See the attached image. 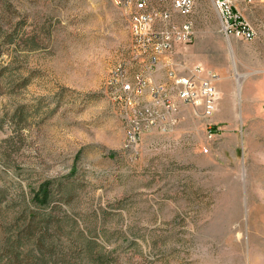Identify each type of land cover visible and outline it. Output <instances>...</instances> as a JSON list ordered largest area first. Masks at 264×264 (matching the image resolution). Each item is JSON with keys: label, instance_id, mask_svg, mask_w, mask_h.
Returning <instances> with one entry per match:
<instances>
[{"label": "rangeland", "instance_id": "obj_1", "mask_svg": "<svg viewBox=\"0 0 264 264\" xmlns=\"http://www.w3.org/2000/svg\"><path fill=\"white\" fill-rule=\"evenodd\" d=\"M148 6L195 31L154 69L135 49L134 1L0 0V264H17L5 246L24 210L52 217L55 246L60 237L78 261L264 264V0L237 3L252 40H227L211 0H194L186 18L173 0ZM122 65L133 84L138 72L170 84V70L201 65L217 74L206 81L217 110L207 119L174 95L178 123L146 132L134 159V96L109 84ZM48 180L53 201L38 206L33 189Z\"/></svg>", "mask_w": 264, "mask_h": 264}, {"label": "built area", "instance_id": "obj_2", "mask_svg": "<svg viewBox=\"0 0 264 264\" xmlns=\"http://www.w3.org/2000/svg\"><path fill=\"white\" fill-rule=\"evenodd\" d=\"M134 1L132 14V29L137 33L138 45H135L138 56H151V63L147 67L158 64L165 57L167 64L171 56L180 45H189L195 37L194 27L191 21L185 19L178 22L172 11H153L148 9L149 0H121ZM220 21V31L230 38L240 40H252L255 31L246 21L237 7L241 0H211ZM194 0H173V11L179 16L187 17L193 8ZM160 19L163 23L157 24ZM153 65V66H152ZM126 67L125 76H118L117 69L112 73L109 84L116 87L117 98L125 99L126 96H134V105L130 106L132 123L131 133L136 143V159L140 154L138 138L146 135V130H154L161 133V126L156 125V116L160 111H168L167 123L173 128L178 119H175V110L178 105L173 96L182 102L194 105L201 111V115L207 119L213 117L217 110L220 93L217 87H213V93H206V81L217 79V74L205 71L201 65H196L185 74H177L173 70L168 73L170 84L145 83V74L136 73L132 91H125V82L128 78ZM189 91H196V99H189ZM150 95V99L143 100L144 95ZM217 131L209 126L207 136L213 140ZM126 149V148H125Z\"/></svg>", "mask_w": 264, "mask_h": 264}, {"label": "trees", "instance_id": "obj_3", "mask_svg": "<svg viewBox=\"0 0 264 264\" xmlns=\"http://www.w3.org/2000/svg\"><path fill=\"white\" fill-rule=\"evenodd\" d=\"M51 187L52 181L48 180L41 183L37 189H33V202L38 206L50 205L53 201ZM51 218L50 216L38 217L28 210L22 211L14 218V235L7 240L5 246V250L11 254V261L17 264H99L103 262L101 254L99 256L88 254L86 258L80 259L81 261H78L79 257L74 254L69 256L67 250L70 247H66L60 237L55 246ZM92 245L98 246L96 243ZM2 260L0 259V262Z\"/></svg>", "mask_w": 264, "mask_h": 264}, {"label": "bare ground", "instance_id": "obj_4", "mask_svg": "<svg viewBox=\"0 0 264 264\" xmlns=\"http://www.w3.org/2000/svg\"><path fill=\"white\" fill-rule=\"evenodd\" d=\"M133 33L137 36V33H135V30H133ZM125 72H126V68L122 65V66L119 67V69L117 71V74H118V76H125ZM244 78H245V74H238V78H237L238 90H240L241 84H242ZM133 87H134L133 83L125 82V91H132ZM131 105H133L132 102H131ZM165 113L168 115V111H165ZM166 120H167V116L166 117L164 116L163 119L160 120V121H162L160 124L158 123V121H156V125L157 126H161L162 131H166ZM131 130H132V123H131V120H130V123L128 125V131H127V139H126L127 140V145L126 146L128 148H133V146L136 145V143H134V136L132 135ZM149 131H151V130H146V132H149ZM141 139L142 138H138V144L140 143Z\"/></svg>", "mask_w": 264, "mask_h": 264}]
</instances>
